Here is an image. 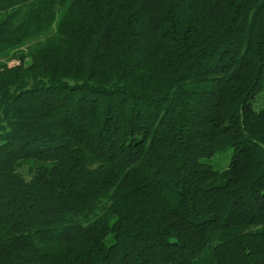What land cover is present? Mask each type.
Wrapping results in <instances>:
<instances>
[{
	"label": "trees",
	"instance_id": "1",
	"mask_svg": "<svg viewBox=\"0 0 264 264\" xmlns=\"http://www.w3.org/2000/svg\"><path fill=\"white\" fill-rule=\"evenodd\" d=\"M263 84L264 0H0V264H264Z\"/></svg>",
	"mask_w": 264,
	"mask_h": 264
},
{
	"label": "rangeland",
	"instance_id": "2",
	"mask_svg": "<svg viewBox=\"0 0 264 264\" xmlns=\"http://www.w3.org/2000/svg\"><path fill=\"white\" fill-rule=\"evenodd\" d=\"M12 64H15V61L9 62V65ZM251 101L255 109H260L264 107V84L262 89L255 94V96L251 99ZM231 154H232V147L228 145L216 151L210 157L204 158L203 160L210 163L213 166V168L221 170L228 165Z\"/></svg>",
	"mask_w": 264,
	"mask_h": 264
}]
</instances>
